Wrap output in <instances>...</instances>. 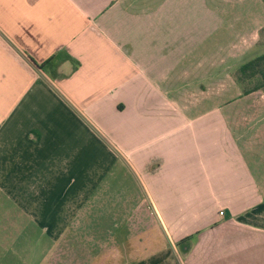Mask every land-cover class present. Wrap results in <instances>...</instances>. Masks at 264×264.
Segmentation results:
<instances>
[{
    "label": "crops",
    "instance_id": "obj_1",
    "mask_svg": "<svg viewBox=\"0 0 264 264\" xmlns=\"http://www.w3.org/2000/svg\"><path fill=\"white\" fill-rule=\"evenodd\" d=\"M211 7L179 48L173 0H0V263L264 264V94Z\"/></svg>",
    "mask_w": 264,
    "mask_h": 264
},
{
    "label": "rangeland",
    "instance_id": "obj_2",
    "mask_svg": "<svg viewBox=\"0 0 264 264\" xmlns=\"http://www.w3.org/2000/svg\"><path fill=\"white\" fill-rule=\"evenodd\" d=\"M177 7L176 18L180 21L181 17H188V27L183 29V33L178 37V43H181L182 46L187 45L189 42L191 45L196 46L198 44L202 45V38L205 37V32L212 33L216 28V22L210 15L208 16L207 11L204 6L205 3L208 6H212L211 9L214 10L218 15H223L228 20H225V24L229 22L230 18H239L243 22V31L241 36V44L237 45L236 43H227V48L237 49L242 52H246L248 49L249 52H252L251 56L257 55L260 52L264 51V38L258 34L259 28L264 25V2L263 0H173ZM166 16H170L169 11L164 13ZM229 16V17H228ZM192 23V24H191ZM218 36L221 37V34H225L223 31L228 33V29L225 30V27H220L217 23ZM250 25V28L248 27ZM249 28V29H248ZM262 28V27H261ZM222 30V31H221ZM161 32L169 33L168 31V20L165 18L161 21ZM221 33V34H220ZM185 37L188 39L184 40ZM237 42V40L235 41ZM185 43V44H184ZM205 43V41H204ZM236 44V45H235ZM235 45V46H234ZM191 47V46H190ZM189 48V47H188ZM206 89V88H205ZM211 90V89H210ZM264 94L263 92H261ZM260 92L253 93L252 96H259ZM220 214V213H219ZM192 238V237H191ZM194 238H192L193 240ZM161 244L157 248L148 247V248H135L129 249V255L127 256L126 252H123L124 258L121 257L115 259L112 264H139L140 260L146 261L148 258L153 255L155 252L162 250L164 251H173L176 250L172 246L168 249L163 248L164 241L161 238ZM115 250V249H114ZM119 254V253H118ZM2 264H15L9 263L8 258L5 255H1ZM12 259V258H11ZM14 260V259H12ZM15 261V260H14ZM0 263V264H1ZM17 264H26V263H17ZM73 264H82V263H73Z\"/></svg>",
    "mask_w": 264,
    "mask_h": 264
},
{
    "label": "trees",
    "instance_id": "obj_3",
    "mask_svg": "<svg viewBox=\"0 0 264 264\" xmlns=\"http://www.w3.org/2000/svg\"><path fill=\"white\" fill-rule=\"evenodd\" d=\"M259 34L264 38V26L260 29ZM38 66L41 67L42 65L40 64ZM232 76L239 86L241 94L247 95L255 91L264 93V51L251 56L239 64L233 71ZM188 239H182L179 245Z\"/></svg>",
    "mask_w": 264,
    "mask_h": 264
}]
</instances>
